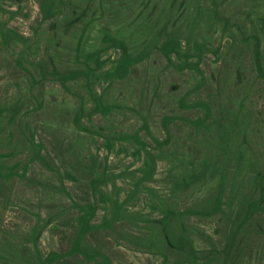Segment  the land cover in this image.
<instances>
[{"label":"rangeland","instance_id":"374dc122","mask_svg":"<svg viewBox=\"0 0 264 264\" xmlns=\"http://www.w3.org/2000/svg\"><path fill=\"white\" fill-rule=\"evenodd\" d=\"M53 12L0 0V24L30 41L13 45L22 57L0 45V264H264V0H63ZM106 32L145 56L126 80L105 76L121 57ZM168 37L199 69L161 52ZM94 52L98 71L53 78L88 72ZM134 134L158 156L152 180ZM88 205L86 256L71 254ZM168 209L194 213L163 228ZM181 235L195 258L174 248Z\"/></svg>","mask_w":264,"mask_h":264},{"label":"trees","instance_id":"16d2710c","mask_svg":"<svg viewBox=\"0 0 264 264\" xmlns=\"http://www.w3.org/2000/svg\"><path fill=\"white\" fill-rule=\"evenodd\" d=\"M40 1H41V8L43 11V21L52 19L54 15L53 7L56 2L59 4L63 2V0H40ZM17 40H23L26 43L30 42L29 40L27 41L21 36H19L18 34H16L15 32H13L12 30L6 28L5 25L0 24V45H3L9 48L15 56L22 57L23 54L17 55L18 52L14 50L13 45L17 43ZM103 41L109 46L116 48L117 50L121 52V57L116 62L115 67L112 70L107 71L105 74V76L109 80H126L130 76L133 67L145 59V56H133L129 51V47L127 43L123 40H120L114 37L109 32H106L105 36L103 37ZM196 49L200 53H203L205 52L206 47L204 45H196ZM160 50L166 57L170 59L173 56H176L177 59H179L181 63L183 64L182 66H180V68L185 69L187 67H190V68L195 67L199 69L200 65L190 62V59L192 58L191 54L188 51H184L182 49L181 42L176 38L168 37L160 46ZM79 51L82 52L81 48L79 49ZM83 56L90 63V64H87V67H86L88 72L77 71V72H72L69 74H61L59 72H55L52 74L53 78L59 81L62 85L66 86L70 81L78 77H81V76L88 77L89 72L93 73L102 68L104 63L102 61L100 52L83 53ZM91 62L95 65L94 68L91 67L92 66ZM17 63L18 65H22L21 60L19 58L17 59ZM260 75L264 78L263 68H260ZM101 106L103 107V105ZM181 106L186 107V105L183 102H181ZM198 106H202L206 108L208 111L210 110L209 105L206 103H199ZM173 120H175V118L171 116H167L164 118V123L166 125H169ZM194 124L198 126H203L204 121L196 120ZM143 129L149 132V127L146 122H144ZM129 137L139 146L141 152L145 153L146 155V159L144 160V168L142 171V180L143 181L152 180L157 171V159H158L157 154H155L154 149H151V147L145 141H143L138 134H134ZM153 142L154 144H156L157 149H159L166 145H169L170 139L167 138L166 140L162 142L160 140L153 139ZM67 176L70 177V175H67ZM0 177H5V176L0 173ZM263 180H264V177H263ZM96 181L97 180H94L93 182L94 185H97L98 182ZM261 187H262L261 188L262 195H264V181L261 183ZM217 204H218L217 207H219L221 204V198L218 199ZM124 205H125L124 202L120 203L119 201H116L114 203V211L112 214L111 221L116 222L119 219L123 211ZM261 206H262L261 201L253 202L249 205L248 207L249 210L247 212L246 218L241 228L248 227L251 225V221L254 215L258 211H260ZM86 210L88 214L81 217V231H80V234L76 238V242H75V245H74V248L71 254L81 253L86 256V253H85L86 251H84L81 248L80 244H81V241L83 240V237H85L87 233L90 231L92 219L96 212L95 208L91 205L86 206ZM193 213L194 211L192 210H187L186 212L180 213V212H176L174 210L168 209L164 213L163 217L158 221V224L161 225L163 228H167L168 225L175 218L179 216H184L185 214H193ZM174 248L180 251L184 255V257H186L187 259H193L198 254L194 244L184 235H181L176 239V241L174 242ZM59 257L60 256L58 254H52V256L46 260L47 261L46 264L53 263Z\"/></svg>","mask_w":264,"mask_h":264}]
</instances>
